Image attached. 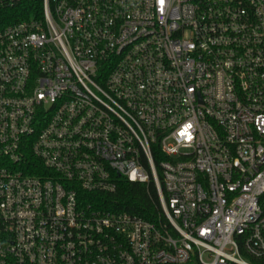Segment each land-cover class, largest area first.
<instances>
[{
	"label": "built area",
	"instance_id": "2783aa9c",
	"mask_svg": "<svg viewBox=\"0 0 264 264\" xmlns=\"http://www.w3.org/2000/svg\"><path fill=\"white\" fill-rule=\"evenodd\" d=\"M0 264H264V0H0Z\"/></svg>",
	"mask_w": 264,
	"mask_h": 264
},
{
	"label": "trees",
	"instance_id": "16d2710c",
	"mask_svg": "<svg viewBox=\"0 0 264 264\" xmlns=\"http://www.w3.org/2000/svg\"><path fill=\"white\" fill-rule=\"evenodd\" d=\"M97 201L109 208L127 211L145 219H152L159 205L158 193L152 181L144 184L123 180L114 193L102 195Z\"/></svg>",
	"mask_w": 264,
	"mask_h": 264
}]
</instances>
